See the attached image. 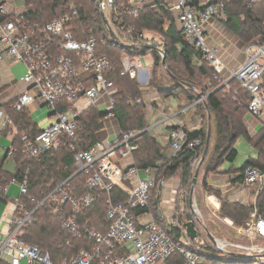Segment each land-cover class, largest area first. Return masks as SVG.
I'll return each instance as SVG.
<instances>
[{
	"label": "built area",
	"instance_id": "obj_1",
	"mask_svg": "<svg viewBox=\"0 0 264 264\" xmlns=\"http://www.w3.org/2000/svg\"><path fill=\"white\" fill-rule=\"evenodd\" d=\"M253 1L250 0V3ZM67 3L70 5V13L42 24L27 20L25 14H12L6 2L0 0V62H19L26 71L23 82L27 89L16 96L9 104V109L19 113L31 106L44 105L49 118L53 120L48 127L33 134L30 130H22L21 126L13 124L9 113L0 109L1 131L6 132L10 138L19 136L23 153L29 160L60 149L76 152L77 120L84 109L78 106L80 102L96 107L98 102L104 100L108 108L104 118L114 117L112 110L117 89L108 78L111 63L106 56L97 53L94 38L79 41L74 37L71 21L78 13L71 0H67ZM96 6L101 19L103 17L105 20L104 26L109 36L111 32L117 44L128 48H155L162 60L164 53L158 35L148 37L146 32H138L120 22L126 17L137 16L144 9L154 12L161 8L167 10L182 33L183 42L193 48L201 60L213 69V80L218 82L219 87H224L231 94L229 83L235 81L239 89L248 95V114L258 119L264 117V90L261 81L264 73V43L248 45L244 63L226 79L220 77V59L207 43L206 24L211 20L222 22L227 19L224 3L206 4L198 9L192 5L191 0H96ZM111 39L113 40L112 37ZM120 64V78L138 80L140 71H145L141 67L140 56L122 55ZM145 75H148L147 71ZM235 93L233 92L234 96ZM204 98H198L193 105ZM140 134L137 130L126 131L111 140L98 141L87 151L74 155V175L82 174L86 177L81 194H74L71 188L73 175L35 207L30 208L31 204H35V199H24L28 194V171L15 174L9 184L0 189L4 195L9 185L18 189V195L12 198L13 209L6 219L7 232L0 235V264H53L48 254L22 239L23 229L32 223L35 212L45 204L49 205L50 215L54 218L68 212L67 218L61 222L62 231L92 245L89 250L81 249L69 262L63 264H168L175 254L181 257L184 264H201V257L206 255L204 251L213 249L223 254L222 256H230L235 255L229 251L232 248L243 252V255L236 256L260 260L264 264V248L229 243L224 249L217 240V245H213L208 239L211 248L207 249L205 243L198 241L196 221L194 225L197 238L191 240L186 234L185 224L194 222L182 220L186 194L179 195V202L169 216L162 209V194H156L160 218L169 231L179 235L178 243L173 241L148 212L152 190L163 188L166 179L158 178L157 168H124L115 161L116 156L125 159L138 150L135 141ZM188 134L190 133L186 128L172 127L167 138L174 156L181 152H191L195 156L189 164V172L192 174L200 161L197 150L203 144V138L198 136L189 139ZM13 154L14 148L9 146L5 150L4 164L12 162ZM242 177V184L245 186H256L264 180V175L253 166L246 167ZM113 192L120 193L118 195L123 200H115ZM97 193L106 196L107 227L104 232L79 223L82 213L97 203ZM207 201L215 213L220 201L213 195L208 196ZM189 203L193 218L200 221L194 212L197 208L195 199L192 202L190 199ZM250 229L264 238V219L255 213Z\"/></svg>",
	"mask_w": 264,
	"mask_h": 264
},
{
	"label": "trees",
	"instance_id": "obj_2",
	"mask_svg": "<svg viewBox=\"0 0 264 264\" xmlns=\"http://www.w3.org/2000/svg\"><path fill=\"white\" fill-rule=\"evenodd\" d=\"M71 2L78 13L71 21L74 37L79 41L94 38L97 43V53L106 56L111 63L112 69L108 78L114 82L117 89L112 112L120 133L130 130L141 132L135 141L138 150L132 153L134 164L131 166L138 169L157 168L159 179L180 178L182 187H185L188 193L190 188L192 189L193 176L189 172V164L195 156L191 152H181L171 158H166L161 146L145 131V105L141 101L140 87L135 80L119 77L122 55L141 57L150 53L154 58V65L149 86L161 98L173 95L177 91L184 93L191 103H194L198 98L205 97L195 107L199 112L204 110L207 112L209 116L207 128L188 134L189 139L198 136L203 138V144L197 150L198 157L201 158L205 148L207 130L210 129L209 149L200 166L198 176L200 174L207 176L209 173L216 172L224 162L233 163L237 157L234 145L239 138H243L249 143L258 154L257 159L245 161L239 169L240 172H243L248 166H253L264 174V127L256 136L250 137L244 123V118L248 113L249 98L247 93L239 89V85L235 81L229 83L231 94H228L224 87H219L218 82L213 80V69L201 60L193 48L183 42L182 33L167 10L161 8L158 12H154L144 9L137 16L126 17L120 22L127 27H133L138 32H153L159 36L164 53V67L155 48L146 46L128 48L113 41L102 22L96 0H71ZM191 2L198 9L204 7L200 5L199 0H191ZM25 3L27 7L25 16L32 22L45 24L70 13V5L67 0L63 2L25 0ZM216 3H224L227 19L221 23L237 39L246 44L255 40L259 44L264 43V0H254L251 3L250 0H211L209 4ZM261 81L264 90V73ZM233 92H236L235 96ZM9 104L4 108L9 113L13 124L21 126L22 130H28L31 127L33 134L39 131L31 126L26 110L19 113L13 112L9 109ZM106 115V111H100L93 107L87 108L80 114L77 120L76 152L60 149L57 152L47 153L37 159L29 160L23 153L19 136L15 135L11 138V146L14 148L12 159L15 168L14 171L5 169L3 167L4 158L0 160V189L5 188L15 174L24 173L27 170L28 194L24 199H35V204L29 206L30 208L35 207L59 184L75 174L74 155L87 151L99 141L97 133L103 129V118ZM115 161L121 166L122 159L116 156ZM85 178L82 174H76L71 178L70 185L74 194L83 192ZM204 180L201 182L202 190L207 191V184ZM240 180L241 178H238L236 181ZM197 184L198 182L194 187L196 191ZM156 191L157 189H154L151 192L148 212L173 241L178 243V233L169 231L165 222L160 218L157 210ZM97 194H99L97 203L82 213L79 223L81 226L86 225L91 229L104 232L107 227L105 220L106 196L103 193ZM113 194L116 196L115 200H123V197L118 195L120 193L113 192ZM215 195L220 198L219 194ZM0 197H3L0 200L5 203L9 200L1 192ZM254 212L264 219V184L259 191L255 205L245 206L220 199V209L217 214L221 218L229 219L235 229H246L247 235L254 242H264V238L259 237L245 225L254 217ZM67 216L68 212L65 211L56 218L52 217L49 205L45 204L35 212L32 223L23 229L22 239L26 243L38 247L41 252L48 254L53 264L69 262L81 249L89 250L92 245L84 239H75L69 233L61 230V222ZM251 246L259 249L253 242ZM240 259L242 260L235 261L230 258H222V255L218 254L203 255L201 264H253L251 259L244 257H240ZM168 264H184V261L175 254L170 258Z\"/></svg>",
	"mask_w": 264,
	"mask_h": 264
},
{
	"label": "crops",
	"instance_id": "obj_3",
	"mask_svg": "<svg viewBox=\"0 0 264 264\" xmlns=\"http://www.w3.org/2000/svg\"><path fill=\"white\" fill-rule=\"evenodd\" d=\"M4 1L7 4L8 10L12 14H25L27 12L25 0ZM210 1L211 0H199V3L200 5L204 6L206 4H209ZM205 31L208 45L216 51V54L220 59L221 64L219 67V75L222 79L228 78L230 73L235 72L241 67V65L246 59V48L248 47V45L258 43V41L256 40L247 44L243 43L242 41L237 39V37H235L230 31H228V29H226L223 23H221L220 21H209L205 26ZM146 35H148V37H152V35L156 36L157 34L153 32H146ZM143 57L147 59V62L141 60V67L143 68V70L148 72V75H145V71H140L139 79L135 81L141 89V101L145 105V131L161 146L166 158H171L174 156V154L170 149L169 140L167 138L168 131L170 130V128H186L188 132L192 134L204 128H207V122L209 123V116L205 110L203 112H199L193 105V103L189 102L185 94L181 91H177L173 95L161 98L157 94V92L149 86V80L151 78L152 68L154 65V58L151 56L150 53L143 55ZM25 73L26 71L24 66L19 62L9 60L0 62V109L5 110V105L11 103L16 98V96H18L27 89L26 84L23 82V77L25 76ZM144 80L147 83H145ZM142 87H145V89H143ZM105 104V101L101 100L97 103V106L93 108L98 109L100 111L108 112V108ZM78 106L84 108L82 112L85 111L87 108L92 107L87 106L85 102H80ZM42 108L46 109V116L47 118H49V112L44 105L31 106L26 110L29 122L31 126L35 127L36 130H40V126L38 125V121L36 120L34 114H36V112H38V110H41ZM244 123L250 137H254L264 127V117L258 119L250 116L247 113L244 118ZM103 125V129L97 133L99 141L111 140L120 134L118 123L114 117L109 119L103 118ZM28 130L32 132L31 127ZM207 131L210 133V129H208ZM11 141L12 139L8 137L6 132L3 133L0 128V144H2L3 142L7 144L6 148L4 149V154L0 156V160L4 158L5 150L9 146H11ZM253 150L254 153H252L251 156L247 158V160L257 159V151L254 148ZM225 163L227 166L229 162H224V164ZM133 164L134 163L132 155L128 158L122 159L121 161V166L123 167H129ZM3 167L7 170H10L11 168L14 171L15 166L13 160L10 164H4ZM241 167L238 169H233L229 167L227 170H217L216 172H214L221 174L220 177H213L214 180L218 179L220 181V187L215 188L213 186H207V191L202 190L203 187L201 182L204 179V181L206 182V178L208 175L205 176L204 174H200L197 179V182L199 184V187H197V192L199 194H212L217 201H220V199H222L228 202H236L245 206L255 205L256 198L259 194L262 185L264 184V180L261 184L256 186L243 185V172H240L239 170L241 169ZM140 177L143 178L142 175H140ZM238 178H241V180L236 181ZM185 190L188 193V190L185 187H182V181L180 178L170 177L166 178V185L156 191V194H162L163 196V198H161L162 200L160 201L163 203L162 209L164 211L166 210V216L171 215V212L173 211L174 207L179 202V195L185 194ZM215 194H219L220 198H218ZM5 195L9 198L8 202L5 203L0 200L1 236H3L7 232L6 219L8 214L13 209L12 198L18 195L17 187L9 185L7 187ZM252 221L253 218L250 221L246 222L248 224H246V226L249 229L252 226ZM240 231L244 232V230Z\"/></svg>",
	"mask_w": 264,
	"mask_h": 264
},
{
	"label": "rangeland",
	"instance_id": "obj_4",
	"mask_svg": "<svg viewBox=\"0 0 264 264\" xmlns=\"http://www.w3.org/2000/svg\"><path fill=\"white\" fill-rule=\"evenodd\" d=\"M140 58L141 60H144L145 62H147V59L144 58L143 56H141ZM142 88L145 89V87H142ZM34 116L36 117V120L38 121V125L40 126V129H44L48 127L53 122L51 118H47L45 108L38 110V112H36ZM6 145L7 144L4 142L0 144V156L4 154V149L6 148ZM235 149L237 150V157L235 161L231 164L228 163L227 166H226V163L225 164L223 163L222 165L218 167L217 169L218 171L227 170L229 167L233 169H238L247 160V158L250 157L252 153H254L253 147L249 143H247L243 138H239L236 141ZM10 170L12 169L10 168ZM193 175H194V171H192V176ZM220 175L221 174H218V173H209L206 178L207 186L208 187L213 186L215 188L220 187V181L218 179L216 180L213 179V177H220ZM197 187H199V184H197ZM185 194H186L185 196L186 207H185V213L182 216V220H193V222L196 221V224L195 222L194 224L197 226V229H198V241L199 243H205V245L208 246L207 249L211 248L209 242L207 241L208 233H210L211 236H213L214 238L226 241L232 245H241L245 247H250L253 242L254 245H256V247L264 248V242L256 243L254 242V240H251L246 233V229H243V228L235 229L233 227V223L229 219L221 218L217 214V212L220 209V206L216 210V212L213 213L214 211L211 210V208L209 207V203L207 201V197L212 196V194H199L196 191V189H193L192 191L191 188H190L189 194L187 193L186 190H185ZM191 198L192 200L195 199L197 210L200 213V218H199L200 221L196 220L195 217L193 218L192 216L191 209H190V203H189ZM240 230H244V232H241ZM229 251H231L235 255L222 256V258H230L235 261L242 260L240 259V257L236 256V255H243L242 251L233 249V248L230 249ZM204 253H206V256H210L213 254L223 255L218 252H213V249L204 251ZM259 261L260 260H255V261L253 260V264H261Z\"/></svg>",
	"mask_w": 264,
	"mask_h": 264
},
{
	"label": "water",
	"instance_id": "obj_5",
	"mask_svg": "<svg viewBox=\"0 0 264 264\" xmlns=\"http://www.w3.org/2000/svg\"><path fill=\"white\" fill-rule=\"evenodd\" d=\"M102 22L104 23V25L106 24L105 20L103 19V17H102ZM110 36L113 38L114 41L116 40V38L114 37V35L111 32H110ZM162 66L165 67L164 60H162ZM209 143H210V133L208 132V135H207V138H206L204 152H203V154H202V156L200 158L199 164H198V166H197V168H196V170L194 172V175H193L192 189H194V187L196 185V182H197V179H198V174H199V169H200V166L203 163V161H204V159H205V157L207 155V152H208V149H209ZM191 202H192V198H191ZM185 228H186V234L188 235V237L191 240H195L197 238V232H196L194 223H192V222L186 223L185 224ZM208 239L213 245H217L216 239L213 236H211L210 233H208Z\"/></svg>",
	"mask_w": 264,
	"mask_h": 264
},
{
	"label": "bare ground",
	"instance_id": "obj_6",
	"mask_svg": "<svg viewBox=\"0 0 264 264\" xmlns=\"http://www.w3.org/2000/svg\"><path fill=\"white\" fill-rule=\"evenodd\" d=\"M194 212H195V214H196V216L198 217V218H200V213H199V211L197 210V208L196 209H194ZM216 239V238H215ZM217 241H218V243H219V245L222 247V248H227L228 247V243H226V242H224V241H219V239H216Z\"/></svg>",
	"mask_w": 264,
	"mask_h": 264
}]
</instances>
